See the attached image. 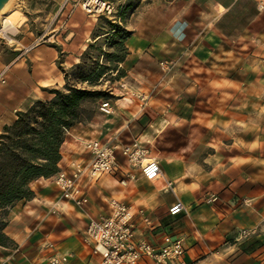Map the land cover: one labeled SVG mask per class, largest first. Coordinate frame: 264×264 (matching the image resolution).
Masks as SVG:
<instances>
[{
	"label": "crops",
	"instance_id": "obj_1",
	"mask_svg": "<svg viewBox=\"0 0 264 264\" xmlns=\"http://www.w3.org/2000/svg\"><path fill=\"white\" fill-rule=\"evenodd\" d=\"M64 1L49 14L50 30L37 36L33 55L25 58L26 47L19 49L4 65L10 71L0 84V136L19 112L45 99L49 88L65 84L58 51L44 44L61 43L63 31L72 28L66 40L74 38L65 49L74 59L71 66L86 48L82 34L87 41L91 31L77 29L73 6L58 15ZM173 4L175 13L167 15L156 38L147 46L132 45L124 63L145 87L166 89L146 114L148 130L137 133L163 176L150 182L138 170L129 174L119 158L118 174L86 182L84 208L62 197L54 176L34 181V197L8 209L4 232L14 245H0V264H46L61 254L70 255L71 264H100L84 233L91 220L110 213L112 199L149 217L150 225L136 218L137 240L159 245L164 235L183 239L188 264H264V0ZM234 18L244 20L238 29L231 26ZM99 126L80 124L68 132L60 171L90 162L80 141L100 140L114 129ZM178 201L187 211L172 216Z\"/></svg>",
	"mask_w": 264,
	"mask_h": 264
},
{
	"label": "rangeland",
	"instance_id": "obj_2",
	"mask_svg": "<svg viewBox=\"0 0 264 264\" xmlns=\"http://www.w3.org/2000/svg\"><path fill=\"white\" fill-rule=\"evenodd\" d=\"M58 1L60 0L9 1L10 3L7 5L0 19V30L3 24L5 26L6 18L11 19L15 25V34L13 35H16V37L13 38L16 40V43L10 42L8 37L0 32V68L4 69V65L9 64L17 55L21 54L22 52L19 49H24L25 47L29 49V51L25 52V58H28L29 55H33L35 51V49L33 50L32 48L33 42L37 39V36H43L50 30H46L48 24L47 19L49 14L56 8ZM105 1L113 5L114 9L112 12L89 15L82 9L79 3L80 0H72L73 6L79 3V6L76 7L77 9L72 16L73 23L79 24L77 29L83 26L87 31H91L89 40L87 41L82 34V41L86 44V48L82 51L78 63L81 62L83 53L92 46L90 48V56L95 58L94 61L110 68V72L103 75L93 86L90 87L87 85L90 89L105 92L108 94V97L90 101L87 105L89 120L81 124L96 122L100 125L99 128H101L103 123H107V125H111L114 129L108 134L101 136L100 141L102 143H108L111 146H130L138 143L146 150V157L152 158L148 144L145 142H138L139 137L137 133L148 130L149 124L148 119H146V114L152 106L157 104L155 99L164 96L166 89L163 86L156 88L145 87V85L137 80L132 72L124 66L125 62L121 64L113 62L111 58L108 57L109 54H122L119 46L116 45L117 40H112L107 32L112 29L109 23L120 24L123 28L131 32L132 35L126 42V49L129 55V49L132 45L147 46L151 39L156 38V35L161 31L166 21L167 15L170 16L175 13L173 0ZM123 12H125V20L121 21L119 17ZM243 21V19L234 18L233 25L231 24V26H233V29H238V23H243ZM71 29L72 28H68V30L63 31V35L59 39L61 43L52 39L44 44L58 51L59 58L57 64L60 70L62 67L64 70L70 71L72 67L77 64L71 66L74 59L73 57H69L68 52L65 51V49H70L69 43L74 38L70 36L66 40ZM47 39H49V37L41 40L45 42ZM22 40L24 41L22 42ZM222 46L225 47V50H230V44L227 41L225 42L224 40ZM223 56L231 57L230 54H224ZM163 63H165V61ZM3 69H1L0 72ZM71 81L75 83V80L72 78ZM65 84L49 88L46 93V98L43 99V101L52 99L53 95L49 93L51 89H61ZM120 100H123V102H120ZM102 102L111 103L112 111L110 114H105L100 110ZM122 126L125 127L118 131V128ZM117 153L118 161L119 158H123L131 174H133L135 170L142 173L139 168L130 166L127 159L120 151ZM118 173L119 171L115 172V174Z\"/></svg>",
	"mask_w": 264,
	"mask_h": 264
},
{
	"label": "trees",
	"instance_id": "obj_3",
	"mask_svg": "<svg viewBox=\"0 0 264 264\" xmlns=\"http://www.w3.org/2000/svg\"><path fill=\"white\" fill-rule=\"evenodd\" d=\"M119 18L124 21L125 12ZM109 24L112 29L107 34L117 40L122 55L113 53L108 57L118 64L124 63L128 55L126 42L132 34L120 24ZM90 48L70 71L61 67L66 84L49 91L52 99L36 101L28 110L19 112L14 123L6 126L0 136L1 246L14 245L4 232L8 226V209L34 197L31 189L34 181L60 172L61 149L68 132L89 120L87 105L90 101L108 97L103 91L90 89L110 72L109 67L94 61Z\"/></svg>",
	"mask_w": 264,
	"mask_h": 264
},
{
	"label": "built area",
	"instance_id": "obj_4",
	"mask_svg": "<svg viewBox=\"0 0 264 264\" xmlns=\"http://www.w3.org/2000/svg\"><path fill=\"white\" fill-rule=\"evenodd\" d=\"M79 3L89 15L106 14L114 9L113 5L105 0H80ZM79 3L73 6L72 0H65L58 15L62 16L68 6L76 8ZM4 29L3 24L0 32L15 44L16 40L13 37L16 35L4 32ZM27 51L29 49L25 50ZM9 71L10 66L8 65L0 72V84H6ZM100 110L105 114H110L111 103L102 102ZM80 143L91 154L90 162L74 164L72 171H60L53 178L62 197L79 208H84L89 203L85 188L87 181H98L120 170L121 165L117 153L119 151L130 166L141 170L148 181L155 182L163 176L159 160L147 158L146 150L138 143L130 146H111L100 140H81ZM168 186L171 187L172 183H168ZM109 206L110 213L91 220L84 233L85 242L102 257L100 264H142L146 259H152L157 264H188L183 239H174L169 235H164L159 245H154L146 239L137 240L136 218L139 217L147 225L151 224L144 210L126 205L116 199H112ZM186 211V206L178 201L170 208L169 213L177 216ZM70 258L67 254L54 255L46 264H71Z\"/></svg>",
	"mask_w": 264,
	"mask_h": 264
},
{
	"label": "bare ground",
	"instance_id": "obj_5",
	"mask_svg": "<svg viewBox=\"0 0 264 264\" xmlns=\"http://www.w3.org/2000/svg\"><path fill=\"white\" fill-rule=\"evenodd\" d=\"M7 5L3 9V11L0 13V19H1L2 15H3V13H4V11H5L6 7H7ZM4 28H5L4 29L5 30L4 32L15 34V29H14L15 28V25L13 24V22L11 21V19L6 18Z\"/></svg>",
	"mask_w": 264,
	"mask_h": 264
},
{
	"label": "water",
	"instance_id": "obj_6",
	"mask_svg": "<svg viewBox=\"0 0 264 264\" xmlns=\"http://www.w3.org/2000/svg\"><path fill=\"white\" fill-rule=\"evenodd\" d=\"M10 0H0V13L3 11L5 6L9 3Z\"/></svg>",
	"mask_w": 264,
	"mask_h": 264
}]
</instances>
